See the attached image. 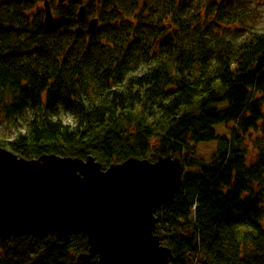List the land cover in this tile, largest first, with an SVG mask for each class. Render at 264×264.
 <instances>
[{"label": "trees", "instance_id": "obj_1", "mask_svg": "<svg viewBox=\"0 0 264 264\" xmlns=\"http://www.w3.org/2000/svg\"><path fill=\"white\" fill-rule=\"evenodd\" d=\"M39 1L0 0V122L23 127L0 147L26 160L92 156L105 169L179 158L183 184L156 213L172 264H264L257 1L104 0L90 7L102 23L90 35L72 11L45 23ZM211 142V162L194 161ZM86 255L83 234L0 240V264H99Z\"/></svg>", "mask_w": 264, "mask_h": 264}, {"label": "water", "instance_id": "obj_2", "mask_svg": "<svg viewBox=\"0 0 264 264\" xmlns=\"http://www.w3.org/2000/svg\"><path fill=\"white\" fill-rule=\"evenodd\" d=\"M44 7L50 24L49 0ZM85 18L82 6L78 24ZM98 26L99 19H92L87 34ZM184 172L179 158H130L105 169L92 156L26 160L0 147V240L50 235L68 242L83 234L90 254L84 260L96 256L99 264H172V251L156 235V213L175 199Z\"/></svg>", "mask_w": 264, "mask_h": 264}, {"label": "rangeland", "instance_id": "obj_3", "mask_svg": "<svg viewBox=\"0 0 264 264\" xmlns=\"http://www.w3.org/2000/svg\"><path fill=\"white\" fill-rule=\"evenodd\" d=\"M257 1V6L259 9V12L261 13L260 19L258 23H263L264 22V0H256ZM39 6L43 8V2H39ZM263 18V19H262ZM22 123L18 125L10 124L6 121H1L0 122V140L2 138H7L8 140L14 139L19 131H23ZM217 132L218 134H229V129L225 127V125H220L217 126ZM217 149V144L216 142H211V143H204V144H199L196 148L195 154L192 156V159L197 162H206L210 163L213 154L215 153ZM8 150V149H7ZM186 153H183V156H185ZM255 155V152H252L251 156ZM21 158H24L21 155H18ZM152 154L148 156L150 159Z\"/></svg>", "mask_w": 264, "mask_h": 264}, {"label": "flooded vegetation", "instance_id": "obj_4", "mask_svg": "<svg viewBox=\"0 0 264 264\" xmlns=\"http://www.w3.org/2000/svg\"><path fill=\"white\" fill-rule=\"evenodd\" d=\"M40 1L43 2L44 0H40ZM49 1H50V4H51V8H52L53 13H55V9L72 11V12H74V15H75V18H76V22H77V14H78L80 8L82 6H86V15H87V17L83 21V23L81 24V27L85 26L86 30H87V27L89 25V21L92 18H96L95 16H90V13H91L90 7L95 2L96 3H101V6H102V4L104 2V0H66L63 3H60L59 0H49ZM101 24L102 23H100V25ZM76 32H78V31H76Z\"/></svg>", "mask_w": 264, "mask_h": 264}]
</instances>
